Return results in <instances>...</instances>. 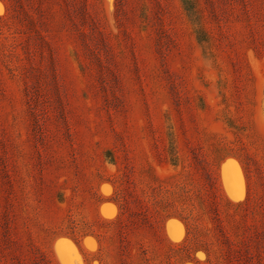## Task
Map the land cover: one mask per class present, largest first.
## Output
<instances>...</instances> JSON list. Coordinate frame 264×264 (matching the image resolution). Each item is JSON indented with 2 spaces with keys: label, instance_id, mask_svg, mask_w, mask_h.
<instances>
[{
  "label": "rangeland",
  "instance_id": "374dc122",
  "mask_svg": "<svg viewBox=\"0 0 264 264\" xmlns=\"http://www.w3.org/2000/svg\"><path fill=\"white\" fill-rule=\"evenodd\" d=\"M176 6L0 0V264L29 254L19 240L50 264H106L92 235L101 231L116 243L148 237L138 240L146 257L109 264H264V0L190 1L210 15L205 32L235 73L221 90L207 84L217 75L201 71L196 34L178 26ZM200 90L226 116L211 123L213 112H198ZM168 105L192 147L186 201L173 208L156 197L180 181L166 157ZM222 196L235 206L227 211ZM181 206L196 215L191 228L176 217Z\"/></svg>",
  "mask_w": 264,
  "mask_h": 264
},
{
  "label": "trees",
  "instance_id": "16d2710c",
  "mask_svg": "<svg viewBox=\"0 0 264 264\" xmlns=\"http://www.w3.org/2000/svg\"><path fill=\"white\" fill-rule=\"evenodd\" d=\"M190 1L191 0H176L177 6L175 9V21L177 22L179 27H182L185 29L188 28L189 30L191 29V31L196 34L194 40H195L197 47L200 49L201 57H202L203 67L201 71L202 72L203 70L205 71V68H207V66H210L209 67L211 68L210 71L217 75V79L215 80V82H208L207 84L211 85L213 90H217L216 87L220 88L221 90V80L224 79V81L228 80V88H229L231 87L230 78L235 73L234 72L231 73V71L228 72L229 74L226 73L229 67H227L226 64H224L222 61V58L224 57L222 56L220 49L219 48L217 49L216 47L215 38H210L205 32L206 30H211V26L212 27L214 26L213 23L211 22L210 15L207 13H202L201 10H200V13H197V9L195 8V6L190 7ZM140 17H143V18H140L141 24H143L144 22H148L147 25L149 24L150 15L145 16L142 14ZM218 46H220V42L218 43ZM221 69H223V71L225 72L224 74ZM204 79L205 78L202 75V73L197 74L195 77V80L197 81L200 80L201 82H203ZM216 81L218 82L216 83ZM242 81H244V79H242L241 82ZM200 86L204 88V85H200ZM252 94H253V90H252ZM247 95H245L244 103L242 106V107H245L246 109L247 107L252 106V97L251 96L247 97ZM197 98H198V103H197L198 112L202 114H205L207 110L213 112L215 118L211 120V123L213 121H216L217 119H220V114H223L226 116L225 112H220V110L216 109V107L219 105L218 103L216 106H212L206 101L203 91L200 90V94L198 95ZM263 110H264V99H263ZM164 111H165L164 114H165V123H166L165 128H164V135L167 140L166 157L170 165L176 171L177 176L175 179L180 180V181H178L176 185L174 186L172 185L168 188L161 187V189L156 192V197L158 198V202L160 205H165V206L167 205L173 208V204L175 202L176 204L184 205L186 201V199H184L182 196L183 194L182 188H184V185L181 179L187 175V171L189 170L186 166L189 163L188 156L191 155L190 148L192 147L189 144V142L185 140V137L188 136L187 132L184 130V128L179 127L178 123L173 119L171 107H169L168 105L167 107H165ZM200 116L202 115L200 114ZM231 121L232 119H229L228 123ZM207 137H208L207 130L204 127V128L199 129V133H198V136L196 137V140L198 141V143L202 145L203 143L206 142L205 138ZM202 148H203V153L205 154L204 152L205 146H203ZM215 150L219 154L220 160L222 161L224 157H222L219 149L215 148ZM232 154H229V156L239 159V161L242 163L246 171V164L244 162L243 157H240V156L237 157L236 155H232ZM195 160L199 163L202 162L199 157H195ZM152 178H156V176L154 175L152 176ZM157 178H156V181L158 183H165V181H160ZM115 180H116V182H114L115 187L117 188V190L121 191L122 187L119 186V184L117 183V178ZM222 200H224V202L227 204V206H225L226 209L228 208V206H231V207L235 206L233 203L229 202L227 198L224 196H222ZM114 201L117 203V205H119V207L121 206L119 200H114ZM180 208H181L179 211L180 213L176 215V217L181 218L186 223V225L191 228V226L189 225L187 221H189L190 218H195L196 215H193L192 217L186 216V211H187V209H185L186 207L181 206ZM190 216H191V213H190ZM101 234H102V237H100L101 235H99L98 233L92 232V235H95L97 239L99 240L101 250L107 249L110 255V258L106 256V260H105L106 264H109V260H113L111 259V257L114 258L113 256L115 257L119 256L122 258L123 253L126 256H129V255L134 256L135 254L136 255L138 254V255H143L144 257H146L148 255L147 251L144 248L143 243L141 244L138 243V240L148 238L146 237V235H145L146 238L144 237L140 239L137 233H136L137 237H135L133 233L131 235V239H134V240L132 241L125 240L124 243H116V239L114 238V236H111L109 233L106 234L104 231H101ZM61 235L70 237V235H67V234H61ZM163 242H167L165 245H163V249H164L163 251L167 253L170 251L168 249L172 245L168 243V241H163ZM18 246L22 248V250L24 248L27 252H29V254H26L23 260L18 261L20 262L18 264H50L48 261L49 258L44 255V253L42 252V249H37V247L35 246L33 242L31 245L28 246V249H27L26 245L21 247V240H19ZM117 251H118V254H117ZM169 253L171 254L172 252H169ZM23 254L25 253L23 252ZM34 254H39L41 255V257L37 259V257Z\"/></svg>",
  "mask_w": 264,
  "mask_h": 264
}]
</instances>
